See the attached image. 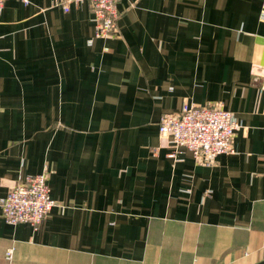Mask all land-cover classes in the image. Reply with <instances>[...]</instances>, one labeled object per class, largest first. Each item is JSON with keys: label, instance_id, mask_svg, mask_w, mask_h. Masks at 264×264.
I'll return each instance as SVG.
<instances>
[{"label": "crops", "instance_id": "crops-1", "mask_svg": "<svg viewBox=\"0 0 264 264\" xmlns=\"http://www.w3.org/2000/svg\"><path fill=\"white\" fill-rule=\"evenodd\" d=\"M0 10V264L264 261L263 0H119L95 38L90 4ZM186 104L243 124L235 154L198 164L159 132ZM48 171L59 203L35 230L2 214Z\"/></svg>", "mask_w": 264, "mask_h": 264}, {"label": "built area", "instance_id": "built-area-1", "mask_svg": "<svg viewBox=\"0 0 264 264\" xmlns=\"http://www.w3.org/2000/svg\"><path fill=\"white\" fill-rule=\"evenodd\" d=\"M119 0H53L54 7L65 13L71 5L88 2L94 15L95 38L107 39L118 33ZM7 0H0V10ZM25 6L31 0H20ZM260 19L264 21V0ZM264 89V86H263ZM244 128L242 122L230 111L221 107L186 104L179 114H164L159 120V132L172 139L174 156L188 151L194 160L212 166L220 155L235 154V138ZM48 171L30 176L10 190L1 202L5 221L12 225L29 224L35 230L59 206L51 194ZM7 264L14 260V249L6 251Z\"/></svg>", "mask_w": 264, "mask_h": 264}, {"label": "water", "instance_id": "water-1", "mask_svg": "<svg viewBox=\"0 0 264 264\" xmlns=\"http://www.w3.org/2000/svg\"><path fill=\"white\" fill-rule=\"evenodd\" d=\"M259 264H264V261H263V262H261V263H259Z\"/></svg>", "mask_w": 264, "mask_h": 264}]
</instances>
